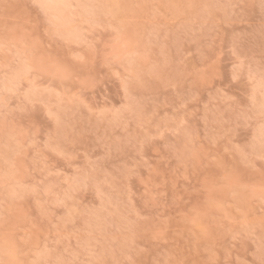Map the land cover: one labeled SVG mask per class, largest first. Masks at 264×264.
<instances>
[{
    "label": "rangeland",
    "instance_id": "374dc122",
    "mask_svg": "<svg viewBox=\"0 0 264 264\" xmlns=\"http://www.w3.org/2000/svg\"><path fill=\"white\" fill-rule=\"evenodd\" d=\"M0 264H264V0H0Z\"/></svg>",
    "mask_w": 264,
    "mask_h": 264
}]
</instances>
